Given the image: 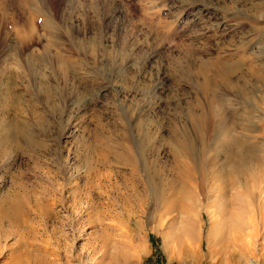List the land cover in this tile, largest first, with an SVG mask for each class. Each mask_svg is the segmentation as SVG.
Masks as SVG:
<instances>
[{
  "label": "rangeland",
  "instance_id": "obj_1",
  "mask_svg": "<svg viewBox=\"0 0 264 264\" xmlns=\"http://www.w3.org/2000/svg\"><path fill=\"white\" fill-rule=\"evenodd\" d=\"M116 1L128 16L121 29L126 39L121 47L115 30L108 29L106 42L95 48L97 59L84 63L86 74L68 64L66 81L55 73L51 85L41 82L38 88L14 74L0 76V218L12 221H0V264H264V201L259 198L264 179L252 187L251 212L238 211L229 193L219 219L211 220L206 211L220 202L213 171L223 157L222 147L211 145L215 130H239L233 126L234 117L246 110L242 101L251 105L255 99L241 83L234 86L241 72L229 75L218 63L228 54L254 61L253 46L264 44V20L253 19L264 16V0H209L207 7L216 10L205 20L207 27L213 24L209 32L195 21L200 16H193L197 5L191 0H157L168 5L160 18L144 8V0ZM23 3L28 7L27 0ZM3 13L0 32L11 37L10 17L3 19ZM35 22L38 26L40 19ZM86 29L90 47L98 39ZM65 130L70 135L62 138ZM225 141L234 142L232 136ZM188 146L195 154L211 147L210 157L218 156L207 165L204 183H198L193 169L194 179L186 186L195 196L182 204L179 177L190 162ZM147 169L168 178L167 192L151 178L146 184ZM255 174L264 178L257 168ZM97 175L104 180L98 183ZM86 176L95 190L92 205L82 209L74 205L72 192L76 184L84 187ZM77 210L83 215L73 223Z\"/></svg>",
  "mask_w": 264,
  "mask_h": 264
},
{
  "label": "bare ground",
  "instance_id": "obj_2",
  "mask_svg": "<svg viewBox=\"0 0 264 264\" xmlns=\"http://www.w3.org/2000/svg\"><path fill=\"white\" fill-rule=\"evenodd\" d=\"M27 1H28V7L24 5L23 0H0V10L2 9L5 12V14L3 13L4 15L2 18L5 19V18L10 17L7 20H9V22L11 23L10 31L13 30L14 32V35L12 34V36L9 33L11 37L7 36L8 40H7L6 34H3L2 32H0L4 35L1 40L2 42L0 43V76L1 75L7 76V74H14L16 77L21 79L24 83H26L24 85H31L32 87V85L36 84L37 88H38V84L41 82H45L48 86L51 85L50 83L52 82V80L56 78L54 77L52 79L51 76H53L55 73L61 74V79H63V82H64L67 80L66 74L68 70L70 69L67 67L68 64H70L80 74H86L88 70H86L87 65H85L84 63L88 59H92V60L97 59L96 55L98 53L97 51L95 52V48L98 47V43H100V41L102 40L105 41L106 33L108 29L109 31L115 30V34L117 36L116 41L118 42V40H120L119 45L123 44L124 40L126 39V38L123 39L124 34L122 33L121 29L124 23H129V22H128V19L125 17L126 13L120 10V8L118 7L119 4L117 3L116 0L115 1L114 0H27ZM191 1L193 3H196L197 5L196 13L193 14V16L195 15L196 17L200 16L199 18L198 17L194 18L195 21H199V22L201 21L203 25L202 30L204 29L205 31L209 32L208 27H213V24L212 23L208 24V27H207L205 25L207 21L205 20H210L213 16H215V11H216L214 8L210 9L211 7L209 3L212 5L211 1L209 0H191ZM156 2L158 3L157 0H144V8L146 7L147 11L151 10L150 12H152L151 13L152 16L154 15L160 18L159 14L161 10L167 7L168 5L164 2L163 3L161 2L158 5L156 4ZM119 3L121 2L119 1ZM207 6H209L210 8H208ZM179 10L177 8L176 12H178ZM15 16H16V19L18 20L17 22L15 21ZM0 17H1V14H0ZM232 17L236 18V14H233ZM226 18L228 17L226 16ZM36 19H40V24L38 26L36 25L37 22H35ZM253 20L260 22L261 20H264V16H259V17L256 16L254 17ZM7 23L8 22H6V24ZM127 25L129 27V24H126V26ZM1 27H3L2 24L0 25V29ZM132 27L133 26L131 25V28ZM39 28H42V31H43L42 34L39 33V30H38ZM86 28L92 29L95 36L98 39L96 43L94 42L91 43L90 47H88L87 40L85 39V36H86L85 29ZM13 37H14V40L16 39L15 43L12 41L11 42L9 41ZM42 38L44 39V41L42 40ZM77 40L78 42L81 43L80 46L77 44ZM137 45H135L137 49H142L141 47L143 46H137ZM144 47L148 48L147 46H144ZM253 47H254V50L256 49V52H257L256 58L254 59V61L252 60L249 61L250 58L248 57L247 59L249 63L248 62L246 63V60L242 57L243 55L241 57L239 56L236 60H234L232 59V56H231L233 54L231 55L228 54L227 56L228 58L226 59L223 58L224 60H222L220 57L221 59L220 64L218 63L219 70L220 71L225 70L226 73H229V75L230 73L232 74V72L234 73L237 71H239L238 73L241 72L240 77H239L240 79H238L239 81L237 80V83L235 84L233 83L234 86L236 87L237 84L241 83L239 87L242 86V88L247 90L248 93L252 94L251 96L253 97V99L254 98L255 99L254 100L252 99L253 101L250 103L251 105L248 104L249 102L246 103L245 102L246 100L242 101L244 106H242V103L239 99L238 100L233 99V102H231L234 104L240 103L242 107H246V110L244 112L242 111V114L237 113L238 115L234 117L235 121H234L233 127H237L239 128V130H235L234 128H232V132H230L231 130L229 131V129H227L226 127L223 128L224 126H222V128L221 127L216 128L215 131L217 133L214 131L215 133L212 138L211 145L214 147L216 146L222 147L221 154H222L223 160H222V163H220V165L213 171L214 179L219 187L217 197L220 200V202L219 203L217 202L218 206L216 205V209L214 211L211 210L209 207L206 210L208 212L209 218L213 221L216 219H219L223 211L227 209V206H228L227 202L229 200L228 193L230 194V197L234 198L237 201V203L235 204V207L238 209V211H244V213H247L248 211L251 212L250 208H253V205L255 202L254 201L255 194L253 192L252 187H260V184L263 182V179H264L262 176L261 178L257 176V174H255V168H257V170L259 169L260 171L264 172V108L259 109L256 107V104H257L256 101L264 106V44L258 43V45H255ZM115 54L116 53H114V55ZM150 54H151V51H150ZM239 54L240 53L237 52L236 55H239ZM236 55L234 54V56ZM79 57H82L85 60L82 62ZM246 57L247 56H245V58ZM217 59H215V62L217 61ZM209 74L210 72L208 73V75ZM106 88L108 87H104V89ZM56 90L57 89H55V91ZM65 90L67 91V89ZM224 97L225 95H222L220 99L222 98L225 99ZM63 132L64 133H63L62 138L70 135V131L68 130H65ZM228 136H232L234 142H230V141H229L230 143L228 141L226 142L225 138L227 140ZM256 137H258V139H255ZM119 147L121 149L122 143L119 144ZM210 149L212 148L208 147L207 149H204L200 153L195 154L191 152V149L188 146L187 148L188 157L187 158L190 160V162L185 163L184 167H182L181 178L179 177V179L181 182H183L184 186L180 184L181 187L178 192L179 199H177V201L182 203L185 201L188 195H191V197L195 196V195L192 196L193 192L190 191L186 186L188 181L190 182L192 179H194L193 174H192V171L194 168H196L199 174L198 179H196L198 183L201 184L203 181L206 180L205 179L207 177L206 170L209 169L207 167H210L207 165H210V164L213 165L212 161L218 156V155H214L213 156L214 158L210 157V155L208 154ZM118 153L119 154L115 155L116 157H119L121 155V152H118ZM174 155L176 156V154ZM70 159L69 158L67 159L66 161L67 164H68V160ZM70 162L71 160L69 161V164ZM138 168H139V165H136L130 169H132L131 171L133 173H136ZM145 173H147V175L145 176L143 174L144 176H142V179H144L146 184H149V181L151 180L152 184H155L156 187H158L157 189H161V191L164 193L167 192L168 188H166V186L169 180L168 178H165L166 176H164L163 174L158 176L155 172L152 171V169L150 170L147 169V172ZM65 177H66V181H68L70 176L69 177L65 176ZM104 177H105L104 175H102L101 177L97 175L96 181L98 182V180H102ZM85 178H86V181L83 183L84 187H81L82 184L81 186L76 184L74 187L75 189L72 192L73 195L75 196V200L73 201L74 205L78 207L83 206L82 209L87 208L89 206V204L91 203L90 201L91 191L93 192V190H95L93 189L94 186L92 184V182L94 181L88 180L87 176ZM149 178L151 179L149 180ZM95 186H97V183ZM227 195H228V198H227ZM259 198L260 200L264 201V192L261 191ZM92 203L90 205H92ZM7 206L10 207V204ZM75 213L76 214H75V218L73 219V223H77V221H79L80 219V216L83 215L80 210H77ZM15 216L19 218L16 214ZM17 218L15 221L18 222ZM0 219H2L0 221L3 223L12 222L9 217L8 218L2 217ZM246 221L248 223L250 222L249 224H251L250 218L247 219ZM246 221H245V225H249L248 223H246ZM68 227H69L68 229L70 230L71 237L75 238L76 232H75V229L73 228V225H69Z\"/></svg>",
  "mask_w": 264,
  "mask_h": 264
}]
</instances>
